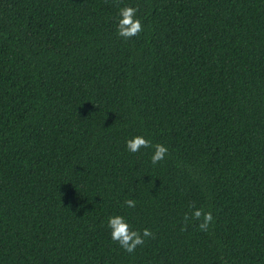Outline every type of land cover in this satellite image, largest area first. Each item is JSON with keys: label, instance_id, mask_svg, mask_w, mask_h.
Wrapping results in <instances>:
<instances>
[{"label": "trees", "instance_id": "obj_1", "mask_svg": "<svg viewBox=\"0 0 264 264\" xmlns=\"http://www.w3.org/2000/svg\"><path fill=\"white\" fill-rule=\"evenodd\" d=\"M0 264H264V0H0Z\"/></svg>", "mask_w": 264, "mask_h": 264}, {"label": "clouds", "instance_id": "obj_2", "mask_svg": "<svg viewBox=\"0 0 264 264\" xmlns=\"http://www.w3.org/2000/svg\"><path fill=\"white\" fill-rule=\"evenodd\" d=\"M138 12L139 8L134 6L126 5L119 8L116 33L120 38L129 40L143 32V24L138 17ZM126 147L132 153L139 152L142 148L152 149L151 163L153 165H157L168 155L167 146L160 143L153 144L151 140L142 135H136L128 139ZM124 203L129 208L136 207L134 199H127ZM189 207L192 211L184 216L185 226L189 220H192L197 222V227L200 231L208 232L214 224V217L211 211H206L202 207L197 208L194 202ZM107 226L110 229L111 239L129 254L134 253L138 246H143L146 239L155 238V234L150 229L145 228L142 232L134 230L126 218L121 215L110 216Z\"/></svg>", "mask_w": 264, "mask_h": 264}]
</instances>
